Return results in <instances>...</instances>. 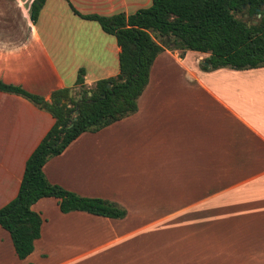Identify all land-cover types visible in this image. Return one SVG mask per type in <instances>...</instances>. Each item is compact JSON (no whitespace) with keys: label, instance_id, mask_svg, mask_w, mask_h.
Wrapping results in <instances>:
<instances>
[{"label":"crops","instance_id":"1","mask_svg":"<svg viewBox=\"0 0 264 264\" xmlns=\"http://www.w3.org/2000/svg\"><path fill=\"white\" fill-rule=\"evenodd\" d=\"M32 1L0 0V81L46 99L65 87L79 99L75 72L80 69L86 71L87 87L119 72L116 37L74 9L82 15H129L151 3L47 0L34 23ZM181 53L167 49L159 55L135 114L83 133L44 166L50 182L80 196L115 201L128 215L63 213L57 198H42L33 206L43 219L34 251L21 259L10 233L0 226V264H112V255H87L85 227L92 232L88 237L99 240V250L144 234L150 239L152 230L159 243L160 229L177 210L206 208L216 199L232 210L229 222L234 219L237 232H253V257L262 255L255 248L264 249V113L259 110L264 96L260 89L256 99L247 96L246 80L233 84L229 77L264 73V67L204 71L200 60L209 54ZM175 65L184 71L177 76L182 82L172 75ZM198 81L206 93L199 98L193 86ZM54 123L48 111L0 90V209L18 196L27 161ZM191 212L183 218L192 219ZM165 227L174 229V224Z\"/></svg>","mask_w":264,"mask_h":264},{"label":"trees","instance_id":"2","mask_svg":"<svg viewBox=\"0 0 264 264\" xmlns=\"http://www.w3.org/2000/svg\"><path fill=\"white\" fill-rule=\"evenodd\" d=\"M47 0H33L34 23ZM264 0H151L133 14L82 15L96 21L116 37L121 47L117 75L85 85L80 69L76 85L83 99L70 95V87L55 90L49 99L0 81V90L30 100L48 111L55 123L29 157L18 196L0 209V226L12 238L17 255L27 258L41 237L43 219L33 209L45 197H55L63 213L83 211L102 217L124 219L128 210L115 201L84 197L50 182L45 164L62 154L80 135L98 132L135 114L138 101L150 81L152 66L164 51L207 53L201 68L246 70L264 67V15L249 25L238 12L261 14Z\"/></svg>","mask_w":264,"mask_h":264},{"label":"rangeland","instance_id":"3","mask_svg":"<svg viewBox=\"0 0 264 264\" xmlns=\"http://www.w3.org/2000/svg\"><path fill=\"white\" fill-rule=\"evenodd\" d=\"M260 12V15L257 14L254 16L238 12L237 16L243 18L249 25H252L257 23L264 15V5L260 9ZM178 51L181 52V50ZM183 54L184 53H181V55ZM203 61L204 60H200V68ZM181 73L184 74L182 67L175 65L172 75L180 82L183 80L177 76ZM75 74L77 75L78 72H75ZM237 74L229 77V80H231L233 84L237 82L243 83V80H246V84L249 87H240V89H248L249 93H246L247 96L256 99L258 96L256 89H260V93L264 96V73H248L245 75L240 74L239 76H237ZM199 77H201L203 81V76L200 75ZM212 78L222 79L220 75H213ZM219 82L220 81H216L215 83L218 84ZM239 84L241 85V83ZM193 86L196 87V95L198 98L206 94L199 84V81L193 84ZM181 87H183V83ZM210 87L214 91L220 93L218 91L219 87L213 85H210ZM260 103H262L263 106H259V110L264 113V98H262ZM199 105L200 101L198 100V106ZM253 110L256 109L253 108ZM219 201L220 199L213 200L211 204L212 207L210 205L206 208L203 206L198 207L196 210H188L185 208L183 210H177L176 216L172 220L165 221L164 230L163 228L160 229V237L158 238L159 243L156 242V239H152L157 237L156 230H152V237L150 239H147V234H144L141 238L132 239L113 247L109 245L99 250L96 248L99 240L88 237L92 235V232L85 227L84 237L89 240L85 247V251L87 255H112L115 260L112 261V264H264L263 248H255L257 251L262 250V255L257 253L258 256L255 257H253V247L252 252L250 251L253 232L252 234H250L248 230H243L241 233L240 231L237 232V230H235L236 225H233L235 223L234 219L229 222V218L231 217L230 212L232 210H224L226 207L228 208V204ZM234 204L235 202H230L232 208ZM187 211H194L191 212L193 214L192 219L183 218V216H185L184 213ZM161 214L160 212L159 215ZM172 223L174 224V229L165 227L167 224ZM162 225L163 224L160 226ZM141 256L145 257L143 262H141ZM147 259L148 263H145L144 261Z\"/></svg>","mask_w":264,"mask_h":264},{"label":"water","instance_id":"4","mask_svg":"<svg viewBox=\"0 0 264 264\" xmlns=\"http://www.w3.org/2000/svg\"><path fill=\"white\" fill-rule=\"evenodd\" d=\"M260 15V14H259ZM70 95L72 96L73 95V92H72V90H71V92H70ZM79 99H83V95L82 96H80V98ZM76 100H78L77 98H76Z\"/></svg>","mask_w":264,"mask_h":264}]
</instances>
